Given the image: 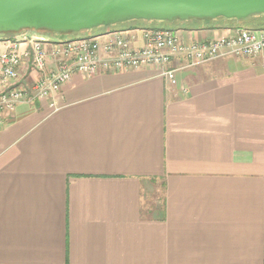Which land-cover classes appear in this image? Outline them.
<instances>
[{"label": "crops", "instance_id": "1", "mask_svg": "<svg viewBox=\"0 0 264 264\" xmlns=\"http://www.w3.org/2000/svg\"><path fill=\"white\" fill-rule=\"evenodd\" d=\"M260 25L171 22L183 42ZM183 64L75 73L1 113L0 264H264V51Z\"/></svg>", "mask_w": 264, "mask_h": 264}, {"label": "built area", "instance_id": "2", "mask_svg": "<svg viewBox=\"0 0 264 264\" xmlns=\"http://www.w3.org/2000/svg\"><path fill=\"white\" fill-rule=\"evenodd\" d=\"M136 40L140 43L134 44ZM263 51L264 28L235 27L231 34L190 42L181 41L172 29L160 27L137 28L131 36L114 30L65 40L41 35L0 37V115L13 110L24 97H52L75 73L90 76L159 66L161 74L175 84L176 69L170 66L174 57L183 58L185 67L226 55L255 56Z\"/></svg>", "mask_w": 264, "mask_h": 264}, {"label": "water", "instance_id": "3", "mask_svg": "<svg viewBox=\"0 0 264 264\" xmlns=\"http://www.w3.org/2000/svg\"><path fill=\"white\" fill-rule=\"evenodd\" d=\"M264 14V0H0V32L67 34L131 19H245Z\"/></svg>", "mask_w": 264, "mask_h": 264}, {"label": "trees", "instance_id": "4", "mask_svg": "<svg viewBox=\"0 0 264 264\" xmlns=\"http://www.w3.org/2000/svg\"><path fill=\"white\" fill-rule=\"evenodd\" d=\"M258 16H264V14L263 13L253 14V15L246 17L245 19H240V20H236L235 18H225L223 16H218L216 18H188V19H175V20H169V21L170 22L177 21V22L182 23V22H188V21L209 22L212 20H226V21L231 22V23L240 24L241 22H244L245 20H249L253 17H258ZM152 20L131 19V20H126V21H122V22H117L114 24L103 25L101 27H102L103 32L114 31L117 29V27H121L122 29L145 28V27H147V25L145 23L150 22ZM260 27L264 28V25H260ZM165 28H167V27H165ZM168 29L174 30V27H169ZM46 33L48 34L51 32H46ZM14 34H15V32H0V37H12V36H14ZM82 36L89 37V36H95V34L94 33L84 34V35H81V37Z\"/></svg>", "mask_w": 264, "mask_h": 264}, {"label": "rangeland", "instance_id": "5", "mask_svg": "<svg viewBox=\"0 0 264 264\" xmlns=\"http://www.w3.org/2000/svg\"><path fill=\"white\" fill-rule=\"evenodd\" d=\"M147 25V27H160V28H169V27H172L171 26V22L169 20H156V19H153L152 21L150 22H147L145 23ZM24 31H21V32H17L15 34H22V32H31V33H35V34H43L45 35L46 37H49L50 39H54V40H65V39H69V38H74V37H79L81 35H84V34H91V33H94L96 31H102V27L101 26H98V27H94V28H91V29H88V30H82V31H72L70 33H67V34H61V33H54V32H51V33H46V32H50V31H43V32H40V31H35V30H30V29H23ZM14 34V35H15Z\"/></svg>", "mask_w": 264, "mask_h": 264}]
</instances>
